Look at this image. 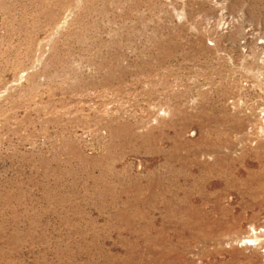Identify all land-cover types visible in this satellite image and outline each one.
<instances>
[{"label": "rangeland", "instance_id": "374dc122", "mask_svg": "<svg viewBox=\"0 0 264 264\" xmlns=\"http://www.w3.org/2000/svg\"><path fill=\"white\" fill-rule=\"evenodd\" d=\"M0 264H264V0H0Z\"/></svg>", "mask_w": 264, "mask_h": 264}]
</instances>
